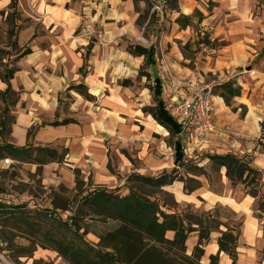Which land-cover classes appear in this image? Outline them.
Listing matches in <instances>:
<instances>
[{
	"label": "crops",
	"instance_id": "1",
	"mask_svg": "<svg viewBox=\"0 0 264 264\" xmlns=\"http://www.w3.org/2000/svg\"><path fill=\"white\" fill-rule=\"evenodd\" d=\"M210 2L212 8L204 0H177L175 10L159 5L160 13L152 9L145 22L138 25L146 1L138 3L136 13L133 0H18L20 19L29 22L20 28L17 44L19 48L28 47L31 53L17 62L18 71L10 82L14 91L21 92L13 112L10 143L16 148L31 145L57 153L65 150L62 162L43 166L45 175L56 173L61 183L73 187L74 172L78 171L80 180L91 177L92 189L110 190L122 187L131 175L156 178L179 169L173 145L177 140L183 153L181 165L194 160L204 167L209 156L223 155L247 161L262 173L264 195V0ZM9 4L10 0H0V48L7 45V25L1 13ZM195 12L202 15L200 22L193 17ZM179 17H193L192 27L181 29L175 23ZM198 34L201 38L206 35L214 46L197 45ZM129 46L151 47L153 65L148 67L143 56L132 55ZM185 48L199 52L189 58ZM195 74L215 88L230 82L240 95L230 98L229 104H225L219 89L212 95L216 130L207 140L182 131L170 138L168 130L144 112L155 106L154 81L160 84L159 98L171 114L168 79ZM78 84L87 88L94 102L67 92L68 87ZM5 88L0 81V92ZM62 95L71 97L66 112L60 101ZM63 119L76 123L51 125ZM219 175L225 192L230 186V194L235 187L226 179L224 169ZM197 180L201 187L191 195L183 193L180 182L162 190L171 194L177 205L198 212L221 206L240 216L244 246L237 249L236 264H256L264 245V226L249 215L254 200L247 195L236 198L213 192L206 177ZM226 200L247 207L248 212L236 210ZM218 237V233L210 235L203 264L217 253ZM197 239L196 233L190 234L188 253ZM41 251H33L32 258L43 256ZM219 264L231 261L221 253ZM259 264H264V258Z\"/></svg>",
	"mask_w": 264,
	"mask_h": 264
},
{
	"label": "trees",
	"instance_id": "2",
	"mask_svg": "<svg viewBox=\"0 0 264 264\" xmlns=\"http://www.w3.org/2000/svg\"><path fill=\"white\" fill-rule=\"evenodd\" d=\"M144 1L148 0H133L136 13H139L138 3ZM149 1H152L153 4L159 2L158 5L163 9L164 7L170 10L177 8V0ZM204 1L207 2L208 8L213 6L210 0ZM17 5L18 0H10L7 11L1 13L2 16H5V24L7 25V45L5 48H0V81L6 86L5 90L0 92V129L9 125V136L11 126L15 123L13 109L19 104L21 95L20 91L12 89L10 82L18 71L17 62L31 53L28 47L19 48L17 44V31L20 26L15 22L20 17ZM193 17L198 18V22L202 19L199 12H195ZM140 18L141 15L137 20L138 25ZM192 18L179 17L175 23L181 29L192 27ZM213 43L207 41L206 35L201 38L198 34L197 45L211 48L214 46ZM128 50L132 55L143 56L146 66L153 65V49L151 47L145 49L139 46H129ZM262 54H264V49ZM81 71L83 69H80V73ZM154 84L152 92L155 106L145 109L144 112L149 113L160 126L168 130L170 138L176 137L181 132V126L171 116L159 98L161 95L160 84L157 80L154 81ZM218 89L221 91V97L225 104H229L230 98L240 95L239 90L233 89L230 82L220 85L216 88V90ZM72 90L78 91V94L86 101L92 100L83 84L67 88V92ZM74 123L76 122L72 119H63L61 122L55 121L51 125L65 126ZM29 134L30 132H28V136ZM173 145L175 164L182 167L184 166L181 165L183 153L180 145L177 140ZM65 154V150L57 153L53 149L32 147L31 145L16 148L10 141L0 143V160L9 158L18 163H35L38 166H44L51 162H62ZM208 160L214 171L225 170V177L232 187L241 185L246 190L247 196L260 202L262 199L259 190L261 188V172L252 168L247 161L232 155L209 156ZM186 168L185 177L178 173L177 168L169 174L163 173L156 178L131 175L127 182L132 185L126 195H118L102 188L92 189L81 197L74 218L63 223L57 222L54 225V222L51 221L54 235L51 234L50 230L41 233L40 229L34 228V219L20 213L22 211L14 212L1 204L0 226L8 225L10 228L24 226L28 228V232L30 230L31 233L40 235L43 242L51 246V249L60 258L70 264H203L204 248L210 242V235L218 233V251L215 255L209 256L207 264H219L221 253L230 259L231 264H236L237 249L241 241L239 229L243 224V219L231 225L230 222L236 218V214L221 206H216L209 212H198L191 208L188 211H179L175 209L177 204L172 195L170 196L162 190L174 182L182 183V190L185 195H191L198 190L201 185L197 178L201 176L207 178L205 169L199 167L197 163L187 164ZM108 170L113 173L110 166H108ZM74 173L77 187L80 184L79 173L78 171ZM158 195H164L168 200H160ZM258 204V211L260 214H264V202ZM87 214L118 224V227L112 232L103 237H98L99 245L103 250H84L66 237L68 232H75L79 229L77 218ZM260 214L257 217H260ZM85 232L88 233L87 230ZM192 233H196L198 239L196 245L188 253L186 242ZM167 234H171V237L168 238ZM262 258H264V245Z\"/></svg>",
	"mask_w": 264,
	"mask_h": 264
},
{
	"label": "rangeland",
	"instance_id": "3",
	"mask_svg": "<svg viewBox=\"0 0 264 264\" xmlns=\"http://www.w3.org/2000/svg\"><path fill=\"white\" fill-rule=\"evenodd\" d=\"M146 2L147 7L139 20L140 25L145 22L148 14L153 9L152 3L149 1ZM154 4L158 5L157 3ZM155 19L156 18L153 14L152 20ZM15 22L17 25L21 23L19 26L20 30V28L27 26L29 20L24 19L22 21L19 17ZM195 29L198 30L197 28ZM2 48H5V46ZM184 51L185 55L189 58H192L194 54L199 52L198 49L189 50L188 48H185ZM9 59L11 60V58ZM5 60L7 61V58ZM70 92L72 93L71 95H76L82 98L78 94V91L72 90ZM215 94L216 88L214 87L212 95ZM60 101L63 110L66 112L71 97L69 95H62ZM86 102L92 103L94 100H88ZM14 110L15 108L13 109V112ZM9 128V125H6L4 128L0 129V143L10 141L8 133ZM171 141H173V139ZM6 159L9 158L0 160V204L14 212L22 211L20 213H24V215H28V217L34 219V228L40 229L41 233L50 230L51 234L54 235V230L51 228V221L54 222V225L57 222L63 223L74 218L75 210L79 205L81 197L92 190L91 177H88L87 181L82 179L84 182H82L79 177L80 184L77 187L76 185L72 187L61 183L56 173L45 175L43 166H38L35 163H18L14 161H12V164L9 163L8 165H4L3 161ZM194 163H196L194 160L186 162L184 166L178 169V173L185 177L187 169L186 165ZM203 168L206 172V180L210 190L216 193H224L225 189L220 183L219 172L214 171L209 162ZM111 170L114 174L115 172L113 169ZM261 184L262 183H260V185ZM131 185L132 184H129L126 180L122 187L108 189V191L122 195L126 190L128 191ZM229 190L231 189L228 185L227 191L225 192L228 196L231 195L236 198H242L246 195V190H244L241 185H237L233 188L230 194ZM259 190L262 198L260 199V202H264V195L261 191L262 186ZM169 195L171 196V194ZM158 197L160 200L166 199V196L164 195H158ZM169 201L172 202L171 200ZM260 202H258L257 199L254 200L249 215L256 219L260 226H264V214H260L258 211V203ZM190 208V206L186 205H177L175 209L179 211H188ZM204 208H206V205H204ZM259 214L260 217H257ZM241 219L240 216H236L230 224L233 225V223H237V221H241ZM77 225L79 226V229L75 230V232H68L66 237L73 240L76 246L79 245L84 250L93 249L94 251L103 250L99 245L98 237H103L105 234L112 232L118 227V224L114 221L103 220L96 216H88V214L78 217ZM27 229L28 228L24 226L18 228H10L8 225L4 227L0 226V264H70L60 258L57 253L51 249V246L43 242L40 235L33 234L30 230L28 232ZM85 230H87L88 233H86ZM243 246L242 240L241 245L239 246L240 250H243ZM35 250H42L41 255L43 256L32 258L33 251ZM261 259L262 250H259L256 264H259Z\"/></svg>",
	"mask_w": 264,
	"mask_h": 264
},
{
	"label": "built area",
	"instance_id": "4",
	"mask_svg": "<svg viewBox=\"0 0 264 264\" xmlns=\"http://www.w3.org/2000/svg\"><path fill=\"white\" fill-rule=\"evenodd\" d=\"M153 10L160 13L161 7L156 5ZM213 88L214 85L205 83L199 74L188 78L168 79L166 90L171 103V114L181 126L182 133L204 141L215 133L211 100ZM3 162L4 165L12 164L10 159Z\"/></svg>",
	"mask_w": 264,
	"mask_h": 264
},
{
	"label": "bare ground",
	"instance_id": "5",
	"mask_svg": "<svg viewBox=\"0 0 264 264\" xmlns=\"http://www.w3.org/2000/svg\"><path fill=\"white\" fill-rule=\"evenodd\" d=\"M226 201H227L228 203H230V204H231L236 210L242 209L244 212H246V213L248 212L247 207H244V206H243V207L240 208V207L235 206V205H234V202H233L232 200H226Z\"/></svg>",
	"mask_w": 264,
	"mask_h": 264
}]
</instances>
